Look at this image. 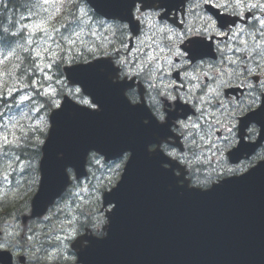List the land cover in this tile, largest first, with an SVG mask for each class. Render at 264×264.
Wrapping results in <instances>:
<instances>
[{
    "label": "water",
    "instance_id": "95a60500",
    "mask_svg": "<svg viewBox=\"0 0 264 264\" xmlns=\"http://www.w3.org/2000/svg\"><path fill=\"white\" fill-rule=\"evenodd\" d=\"M93 3L98 13L109 18L123 13L124 3L119 0ZM211 11L221 20L218 12ZM98 65L66 68L68 79L72 83L68 73L74 69L84 86L91 79L99 82ZM101 79L98 90H85L100 104V111L66 102L63 106H70L77 119L62 129L59 120L53 119L52 133L43 147L42 184L33 200V217L42 216L69 185L66 166L77 169V178L83 175L89 150L107 159L133 150L121 181L104 196L105 207L114 205L107 212L104 230L108 235L90 240L79 254L83 264H264V162L207 191L180 187L175 170L173 175L161 167L160 153L150 154L133 145L122 119L132 124L135 112L130 106L118 110L117 89L106 76ZM237 152L230 153L232 161Z\"/></svg>",
    "mask_w": 264,
    "mask_h": 264
},
{
    "label": "rangeland",
    "instance_id": "374dc122",
    "mask_svg": "<svg viewBox=\"0 0 264 264\" xmlns=\"http://www.w3.org/2000/svg\"><path fill=\"white\" fill-rule=\"evenodd\" d=\"M219 1L220 5L225 8L229 3L226 0ZM63 2L64 0H32V7L27 14H16L17 22L21 23L20 29H23L24 33L33 41L28 48L33 51V56L36 58L34 64L36 71L31 79L26 80V82H31L29 85L25 86V79L22 78L21 80L16 75V67L19 66L20 57L16 59L17 62L14 67H3L8 59L13 58L21 51L13 52V49H11L4 56H0V93L2 92L0 98H6L10 94L13 95V92L18 90H24L25 93L30 91L27 94L29 97L26 96L27 99L22 98L25 93L18 94V103L12 107V110L6 108L7 102L0 101V115L3 113V117H0V201L23 194L30 195L33 192L35 181L33 166L36 157L34 159L30 158L27 152L22 157L19 155L21 154L20 151L26 148L29 150L32 146L36 148L41 141L43 142V133L44 131L47 132L49 128L46 105H59V97L65 92L72 96L78 93L73 88H67L63 78L58 77L59 73L53 67L55 60L60 62L58 57L62 52H65L63 59V62L67 63L65 65H71L74 61L86 60L89 55H92L89 49H94V43L99 41L101 42L100 45H106L107 43H104L106 31L112 32L115 30L114 25L111 30L99 26L81 1L74 4L75 15L73 18L67 17L64 19L70 22L76 15L80 17V21L70 32L65 33L68 29L67 22H62L60 25L53 27L54 22L63 13ZM242 2L243 0H232L228 8L234 6L244 7L241 5ZM48 17H51V19H46ZM42 20L47 21L44 25L46 31L37 30L34 32L32 25ZM84 21L87 22L84 23ZM63 33L65 34L62 35ZM251 35L255 36L256 34L251 33ZM60 39H62V43H60ZM69 41H72V43ZM252 41L254 42V40ZM37 51L40 52L39 56L36 54ZM11 70L14 71L10 75ZM36 92H39V94ZM40 96H44L50 101L42 100L46 101L45 105L40 101ZM79 99L84 101L82 98ZM92 163L91 177L75 186L66 199L47 219L42 221L51 225L47 232L59 230L66 232V236H63V238L58 237L61 240L59 246H62V243L67 244V238L77 232L80 225L90 224L99 230L105 224V217L101 212L102 193L104 188L117 182L120 173L116 172V166L106 167L100 160L94 159ZM70 197L72 199L68 201ZM60 208L63 209V214L66 217L62 218L59 212L55 215ZM8 223H15L22 228L19 222L10 221ZM39 228L42 229V227ZM22 232L23 230L19 232L18 237L21 236ZM55 250L50 251L49 255L51 256Z\"/></svg>",
    "mask_w": 264,
    "mask_h": 264
},
{
    "label": "flooded vegetation",
    "instance_id": "af4514ba",
    "mask_svg": "<svg viewBox=\"0 0 264 264\" xmlns=\"http://www.w3.org/2000/svg\"><path fill=\"white\" fill-rule=\"evenodd\" d=\"M191 3L192 0H190L185 14L183 16L180 15L182 29L179 30V33L183 37L177 45L180 51H184L185 45L190 41L198 40V37L205 36L198 33V24L201 25L200 20H198V11L202 7H198V0H195L194 4ZM257 16L258 13H255L248 23L239 24L224 33H218L217 31L218 35H223L224 38L219 39L216 37L215 39V50L217 52V47L219 46L220 51L217 52L216 59L208 58L214 62V70H203L207 74L198 75L197 73H193L186 80L183 75L184 69L168 68L166 70L164 67L165 61L161 58L162 54L157 55L159 49L155 44L151 46L149 52H143L142 54L143 59H145V55H151L152 57V60H148V57L145 59L147 68H142L143 61L139 57L130 61L124 58V61L129 64L130 70L142 64L140 65L139 74L124 75L121 73L120 76V80L136 78V82L142 85L141 91H143V95L140 93L139 87L129 90V92L136 94L135 98L129 95L134 104L140 103L144 99L152 110V97L160 91L159 88H156V84L159 83L161 87L170 85L169 90L173 93L175 99H168L163 95L159 96V99L163 102L165 122L168 120L169 113L177 116L171 122V135L167 138L166 143L170 150L178 152L181 156H187V162L179 160L188 168V177L192 183L197 184L195 182L197 179L204 180L209 176L213 178L207 184H212L221 179V176H218V174L224 173L226 170L224 168L225 163L229 165L226 154L237 143L239 119L241 117H237V123L233 126L224 118L225 110L223 106L226 105L228 108H231L232 102L239 101L245 96L248 92V88L245 86L246 81H250L253 86H257L261 81H264V76L260 74L259 68H257L256 72L246 70V68L250 67L255 68L260 63L259 56L253 51L255 46L249 45L248 42L247 46L242 47L241 42L237 40L240 36H235L236 34H241V36L248 35V38H250L249 29L253 27ZM239 31L242 33H239ZM186 33L187 35H185ZM208 36L209 38L215 37V34L213 33ZM119 42V47H124V42L121 40ZM117 55L118 59L120 54ZM232 60H235L236 63H231ZM178 62L179 57H175L173 63ZM156 63L160 64L158 71L155 70ZM233 70H236L237 74L234 75ZM153 75L155 79L152 78ZM217 75H222L226 80L232 82L218 89V96L216 92H208V95L205 96V93L208 91L207 86L215 87ZM184 94H188V97L186 98ZM190 121L193 123L190 124ZM230 133L234 137L235 142L223 148ZM257 133L258 131L252 133L248 130L246 133L247 139L249 141L255 140ZM176 137L179 138V141L175 140ZM218 147L223 148V150L218 151ZM262 149L264 150V146ZM262 149L249 161L245 160L236 166L231 165V169L235 170L239 167L243 170L250 167L260 159ZM210 154L212 155V163L209 162ZM201 185L204 184H198V186ZM93 233L100 234V232ZM76 262V260L70 259L63 262V264H76ZM59 264H61V261H59Z\"/></svg>",
    "mask_w": 264,
    "mask_h": 264
},
{
    "label": "clouds",
    "instance_id": "9594fccd",
    "mask_svg": "<svg viewBox=\"0 0 264 264\" xmlns=\"http://www.w3.org/2000/svg\"><path fill=\"white\" fill-rule=\"evenodd\" d=\"M91 2L94 8L97 9V7L93 3V0H91ZM123 2L125 6V11L122 14H119L118 17L113 18V20L111 21L106 22L104 19H100L97 21V23L103 26L106 30H111V28L114 25L122 34L127 35L128 24L122 23L121 21L131 22L133 23V26H135L134 22H132V15H133L134 10L137 14L140 13V9L136 7L138 4H143L145 9L171 8L173 6L179 7V5L181 4L180 0H123ZM100 12L103 15H108L102 11ZM159 15H160L159 11H155V10L150 11V12L146 11L145 13L140 15V18L144 19L145 17H150L153 21L152 27L151 29H149V31H153V35L156 37V39L153 40V43L159 49V52L157 53V55L162 54L161 58H163L165 61V64H164L165 69L166 70L168 68L184 69L183 75L186 80L190 76H192L193 73L202 75V74H207V72L203 71L205 69H207L208 71H213L214 62L208 59L209 57L213 55L211 51V46L207 45L203 40H192L188 44L185 45L184 51H180L177 45L183 39V37H181L179 32L175 31V29L170 27L166 20L164 21L157 20L156 18ZM202 18L206 25V27L204 28V32L217 31L215 28V21L212 20L211 17H202ZM46 19H51V17H48ZM74 19L76 21H80V17L78 15H76ZM86 22L87 21H84V23ZM3 30L5 32L8 31L7 27H5ZM18 31L19 29H17V32ZM200 34L202 35L203 32H201ZM77 35H79V33H77ZM185 35H187V33ZM139 42L143 43V40L141 39ZM32 43L33 41L31 40V38H29L23 43L17 40L14 44L13 52L28 51V46L31 45ZM100 47L104 48L105 46L100 45ZM262 47H264V40L258 42L255 45L256 49H260ZM89 51H93V49L90 48ZM219 51L220 49L218 46L217 52ZM102 54L109 55L110 53L107 51H104ZM175 57H179L178 63H173V59ZM259 58H260V63L257 64L255 68L250 67L251 69L250 72H256L257 68H259L260 74L264 76V59H262L261 56H259ZM148 60H152L151 55L148 56ZM106 62L109 65H111L112 82L114 84L123 85L122 95L124 99L126 100V102L128 103V105L130 107L146 110L151 120H153L156 124L166 129L165 136L161 138L158 143L149 144L147 147V150L149 153H156L158 151L164 158L161 163V167L167 171H171L173 174V170L179 168V165L175 163L174 159H169V156L174 157L175 159L183 160L185 162H187V156L186 155L181 156L178 152L170 150L166 143L167 136H168V128L171 125L174 114L169 113L168 120L167 122H165V112L163 110V102L159 99V96L163 95V96H166L168 99H175V96L169 90L170 85H165L164 87H161L159 83L156 84V88H159L160 91L157 95H154L152 97V110L151 111L141 103H137L135 106H133L132 103H129L128 96L131 95L135 98L136 94L134 92H129V89H131L132 86L128 84L127 81L121 82L120 74L121 73H123L124 75L139 74L140 66L137 65L136 68H132L130 70L129 64L126 63L124 60L117 59L115 61V64L119 65V68L114 67L111 61H106ZM88 65H85V66H88ZM144 67L147 68V63L144 64ZM159 68H160V64L156 63L155 70L158 71ZM74 69H69V73H68L69 77L71 78L72 83L80 84L84 87V85L76 78L74 74ZM152 78L155 79V76L153 75ZM231 82L232 81L230 80H226L222 75H217L215 87L207 86L208 91L205 93V96L208 95V92H216L218 96L219 95L218 89L224 86H227L228 83H231ZM245 86L248 88V92L245 94L244 97H242L239 101L232 102L231 108H228L226 105L223 106L225 110L224 118L230 124L235 126L237 123V117L242 116L245 113H250L246 115L244 119L239 120L240 136L243 137L246 129L252 133H256L259 130L262 134H264V105H262L261 103V97L264 96V81H261V83L257 86H253L250 81H246ZM78 90L79 89H76V91ZM88 94L92 96L90 92H88ZM184 95L186 98L188 97V94H184ZM252 109H256V110L251 111ZM145 121H147V123H145ZM149 122H150L149 119L144 120L145 124H148ZM189 123L191 124L193 122L190 121ZM234 142H235L234 137L230 133L227 138V141L223 145V148H226L229 144L234 143ZM150 145H163V148L162 149L157 148L156 151H149ZM223 148L218 147L217 150L222 151ZM90 151L99 152L95 149L89 150L86 156L84 157L83 165ZM128 152H131V151H125L123 152V154H126ZM62 155L63 154H61V156ZM165 165H170L171 167L166 168ZM73 169L77 171V169L71 165L66 166L64 169L67 182H68V174ZM179 172H180V175L173 174L177 178L178 185L180 187H184L186 185L187 188H189L188 186L189 182L184 179V169L179 168ZM212 178L213 177L209 176V177H206L204 180L197 179L195 182L197 184H206ZM182 180H183V186H181L180 184V181ZM189 189H192V188H189ZM54 198H52V200ZM45 219H47V217H45ZM3 231L5 232V236L4 238L0 239V248L8 249L15 254H19V255H23L24 257H27L28 264H46V262L49 259H60L61 264H63L62 256H63V252L68 247L67 244L62 243V246H60L59 251L50 256L47 248H44V247L37 248L32 243L22 244L17 239L19 232L22 231V228H20L17 224L7 223ZM82 244H83V241L80 243H78V241L76 242L75 247L79 254H81L82 250L84 249L83 247H81ZM3 255H4L3 253H0V256H3ZM0 264H11V257H8V256L4 257L3 260H0ZM17 264H22V262L18 260Z\"/></svg>",
    "mask_w": 264,
    "mask_h": 264
},
{
    "label": "bare ground",
    "instance_id": "6f19581e",
    "mask_svg": "<svg viewBox=\"0 0 264 264\" xmlns=\"http://www.w3.org/2000/svg\"><path fill=\"white\" fill-rule=\"evenodd\" d=\"M226 1H229V3L227 4V7L226 8H228V6H230L231 4H230V2H232V0H226ZM256 1V0H255ZM252 2H253V0L251 1V0H243V2L241 3V5H243V6H247V5H250V4H252ZM257 2L259 3V12H261V11H263L264 10V0H257ZM31 3H32V0H21V2H20V5H19V7H17V9L16 10H14L13 11V14H12V17H11V21L10 22H12L13 21V24H14V29H15V31L13 32V33H15V34H13V33H9L8 35H9V38H10V40L11 41H13V42H16L17 40H19V41H21L22 43L23 42H25L26 40H28L29 39V36L28 35H26L25 33H24V30L23 29H20V25H21V23H19V22H17V20H16V14H27L28 12H29V9L32 7V5H31ZM7 5H10V7L9 6H7ZM34 5V4H33ZM204 5V0H199V4H198V6H200V7H202ZM85 7V6H84ZM12 9H13V5H11V3H6V2H0V16L1 15H5L6 13H8V12H10V11H12ZM90 14V13H89ZM75 15V12H74V5L72 6V8L70 9V12H68L67 14H66V16H65V19L67 18V17H69V18H73V16ZM92 15V14H91ZM93 16V15H92ZM258 16H259V13H258ZM93 18L95 19V21H98L94 16H93ZM74 20L75 19H73L72 21H70V22H68L67 20H64L63 22H67L68 23V29H66V30H69L70 28H72L78 21H75V23H73L74 22ZM7 24V23H6ZM100 26V25H99ZM90 27V26H89ZM259 26H255L254 28H258ZM260 28V27H259ZM8 29V28H7ZM17 29H19V31L17 32ZM66 30H64V31H66ZM119 30L115 27V30L114 31H112V32H106V34L104 35V43L106 42H108V41H110V40H115L116 41V45H115V47H112V48H110L109 49V51H111V52H114V53H116V52H120L122 49H123V47H119V45H120V40L122 41V39H121V37H120V35H119ZM123 43V42H122ZM121 43V44H122ZM104 46H106V45H104ZM110 46H112V45H110ZM10 47V49H13V47L14 46H9ZM104 49L103 48H101L100 47V49H99V53H101L102 51H103ZM105 51V50H104ZM22 52V51H21ZM20 52H18L17 54H16V59L18 58V54H19ZM24 53V55H26V53H28V54H31L32 55V57H33V59H34V63L36 62V58L33 56V51H31L29 48H28V51H24L23 52ZM103 53V52H102ZM62 55H63V59H64V57H65V52H62L61 53ZM60 54V55H61ZM82 56H83V54H82ZM92 56L93 55H89L88 57H87V59L86 60H90L91 58H92ZM84 57V56H83ZM59 58V57H58ZM83 60H81V61H74V63H72L71 65H75V64H78V63H80V62H82ZM85 61V60H84ZM65 64H67V63H65V62H63V60L61 61V63L59 64V62H57L56 60H55V63H54V68L57 70V72L59 73V75H58V77H60V78H62V68H63V65H65ZM58 66V67H57ZM65 66H70V65H65ZM64 66V67H65ZM58 68H60L61 69V74H60V72H59V69ZM30 75H32V74H30ZM32 77H33V75H32ZM31 77V78H32ZM30 78V79H31ZM31 82L30 81H28V82H26L24 85L25 86H27V85H29ZM20 93H25V91L24 90H18V91H16V92H13V95L12 94H10V96H8V97H6V98H3V97H1L0 98V101H2V102H7V106H6V108H8V110H12V107L15 105V104H17L18 103V99H17V96H18V94H20ZM37 94H39V92H36ZM12 97H13V100H11L12 99ZM16 98V100H14ZM40 99H47L46 97H39ZM0 117L2 118L3 117V113L0 115ZM24 150V149H23ZM197 158V157H196Z\"/></svg>",
    "mask_w": 264,
    "mask_h": 264
},
{
    "label": "trees",
    "instance_id": "16d2710c",
    "mask_svg": "<svg viewBox=\"0 0 264 264\" xmlns=\"http://www.w3.org/2000/svg\"><path fill=\"white\" fill-rule=\"evenodd\" d=\"M20 2L21 0H16V1H13V2H10L11 5H13V9L12 11L6 13L4 16L1 15L0 16V50H5V49H10L9 46H14L15 42L11 41L10 38H9V33H13L15 31L14 29V24H13V21H11V17H12V14H13V11L17 9V7H19L20 5ZM10 7V5H9ZM7 23V24H6ZM7 27L8 28V31H4L3 29ZM112 45V46H110ZM116 45V41L115 40H110L107 42L106 46L103 48L104 50H106L107 48L110 49L112 47H115ZM24 51L20 52L18 54V58L20 57V61H19V66L16 67V75L18 78H20L22 80V78L25 79V82L26 80L29 78L32 77L33 73H35L36 69L34 67V59L32 57L31 54H28L26 53V55H24L23 53ZM59 64L61 63V61L63 60V55L61 54L59 56ZM17 62V61H16ZM16 62L13 63V67L15 66ZM58 67V66H57ZM59 69V72L61 74V69ZM14 70H11L9 72V74L11 75V73L13 72ZM19 74H22L21 76ZM32 74V75H30ZM0 95H2V92L0 93ZM13 100V97L12 99ZM21 154H19L20 156L24 157L25 156V153L27 152V154L30 156V158L34 159L35 157L37 158V150L34 146H32L31 148H26L24 149L23 151H20Z\"/></svg>",
    "mask_w": 264,
    "mask_h": 264
},
{
    "label": "snow or ice",
    "instance_id": "6c2138e0",
    "mask_svg": "<svg viewBox=\"0 0 264 264\" xmlns=\"http://www.w3.org/2000/svg\"><path fill=\"white\" fill-rule=\"evenodd\" d=\"M257 6L258 5H255V4L252 5V7H257ZM46 23H47V21H43L42 20L41 22L32 25L33 31L34 32L37 31V30H39V31H46V28L44 27V25ZM261 24H262V26H264V21H261ZM69 42L72 43V41H69ZM237 51H239V49H237ZM253 51L256 52V55L261 56V58L264 59V47L260 48L259 51H256V48H254ZM36 54H37V56H39L40 55V52L37 51ZM231 63H236V61L235 60H232ZM246 70L249 71V72L251 71L250 68H246ZM233 74L234 75L237 74L236 73V70H233ZM24 99H27V97H24Z\"/></svg>",
    "mask_w": 264,
    "mask_h": 264
}]
</instances>
